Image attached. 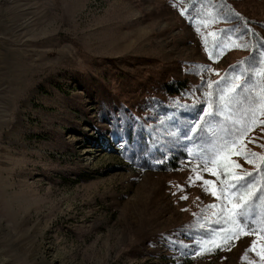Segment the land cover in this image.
<instances>
[{"label":"rangeland","instance_id":"374dc122","mask_svg":"<svg viewBox=\"0 0 264 264\" xmlns=\"http://www.w3.org/2000/svg\"><path fill=\"white\" fill-rule=\"evenodd\" d=\"M263 26L264 0H0V264H264L229 194L264 163V96L181 156L214 82L254 48L264 76Z\"/></svg>","mask_w":264,"mask_h":264},{"label":"trees","instance_id":"16d2710c","mask_svg":"<svg viewBox=\"0 0 264 264\" xmlns=\"http://www.w3.org/2000/svg\"><path fill=\"white\" fill-rule=\"evenodd\" d=\"M249 32L244 31L243 33ZM250 34L255 41L258 40L256 33ZM259 46L264 48V40L259 42ZM256 52L257 49L254 48L251 54L236 64V66H240L243 72L241 81L236 83L227 93L224 92L225 95L217 97L215 90L223 82L227 83V76L212 84V88H210L211 95L204 102L205 105L209 106V110L202 117L198 118L197 131L187 140V144L185 143L186 146L181 156L188 158L190 155H197L202 159L211 160L212 157L206 148L210 141L218 139L221 135H229L233 131L237 132L238 130L245 129L257 116L261 99L264 96L263 89H260L261 83L264 82V76L257 71V68L263 66V58L257 56ZM179 83L178 90L182 91L187 88L186 82ZM168 90H172V87H168ZM253 103L255 104L254 107ZM185 110L187 111V109ZM178 126L179 130L183 133L182 138L184 136L188 138L189 135L186 127L182 123H178ZM177 159H179L178 155H171L165 158L158 168L174 169L178 166ZM251 175H257L259 178V189L252 195L247 196L246 190L253 183L251 182V177H249ZM251 175L229 184L231 198H239L238 200H240L236 204L239 205L237 209L238 219L248 229L250 226L253 229V226H264V163ZM244 197L245 199H243Z\"/></svg>","mask_w":264,"mask_h":264},{"label":"snow or ice","instance_id":"6c2138e0","mask_svg":"<svg viewBox=\"0 0 264 264\" xmlns=\"http://www.w3.org/2000/svg\"><path fill=\"white\" fill-rule=\"evenodd\" d=\"M213 194H215V193H213ZM237 207H239V205H237Z\"/></svg>","mask_w":264,"mask_h":264}]
</instances>
